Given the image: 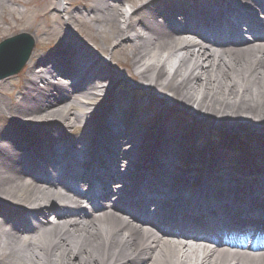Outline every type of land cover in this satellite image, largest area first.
<instances>
[{"label":"bare ground","instance_id":"6f19581e","mask_svg":"<svg viewBox=\"0 0 264 264\" xmlns=\"http://www.w3.org/2000/svg\"><path fill=\"white\" fill-rule=\"evenodd\" d=\"M21 1L28 8L19 9ZM30 3L0 0L1 42L29 32H12L20 26L48 37L49 19L60 17L52 16L51 8L67 16L59 19L63 32L48 38L42 53L33 52L19 89L10 88L6 98V81L0 80V264H264V258L247 262L245 257L161 246L118 221L119 214L126 213L145 225L162 224L172 237L182 234L198 241L216 239L213 231L218 227L245 226L248 233L264 229V218L252 210L236 211L237 198L232 202L226 187H214L232 184V176L217 175L230 171L234 181L240 179L234 192H245L244 203L264 210V199L254 196L264 194V0H70V7L62 0H38L34 8ZM230 3L232 12L225 8ZM200 17L209 25L193 21ZM241 21L246 26L240 30L236 26ZM76 24L85 36L75 35ZM220 28L231 34L226 36ZM189 33L211 41L194 48L184 38ZM247 33L259 40L243 44ZM101 37L107 45L99 43ZM65 80L74 81L66 85ZM136 88L145 90V96ZM153 101L159 106L157 120L147 108ZM146 122L151 126L144 127ZM46 124L59 125V134L27 137ZM216 130L221 131L220 139ZM209 133L210 141L204 138ZM78 139L87 143L81 147ZM114 147V154L128 162L127 170H119V182L106 186L90 174L89 182L77 181L102 168L104 164H94ZM42 148L49 161L41 164L39 169H45L39 176L52 183L40 184L35 176L39 169L31 166L40 164L34 151ZM133 167L139 171H131ZM154 167L157 172L150 174ZM180 170L187 179L165 178ZM109 172L104 179L113 177ZM85 186L84 194L80 188ZM94 186L112 204L91 219L77 209L50 229L36 218L47 213L40 206L56 195L79 205L84 195L95 200ZM164 187L165 198L178 205L163 206L157 192ZM190 188L198 191L190 193ZM150 199L157 200L153 207L161 206L166 219L148 214ZM206 200L227 218H211L210 211L208 216L211 206L204 208ZM197 209L206 219L194 217ZM182 218L188 219L185 224ZM193 221H206L208 230L168 227L190 226Z\"/></svg>","mask_w":264,"mask_h":264},{"label":"rangeland","instance_id":"374dc122","mask_svg":"<svg viewBox=\"0 0 264 264\" xmlns=\"http://www.w3.org/2000/svg\"><path fill=\"white\" fill-rule=\"evenodd\" d=\"M63 2H64V4H65V6L66 7H70V0H62ZM31 2L32 3H30V7L31 8H34V4H36V3H38V0H31ZM17 7L19 8V9H25L26 7L28 8V6L27 5H25L24 3H22V1H21V3H18V5H17ZM49 13H51V15L52 16H54L55 14H57V15H60V17L57 19V18H54V19H49V22H48V28H49V36L47 37L46 36V34H44V38L42 37V35H38V34H36V33H38L34 28L33 29H31V28H29V27H27V26H20V27H17L15 30H13L12 32H20V31H23V30H28L30 33H32V35H33V38H34V42H35V44H34V48H33V51L34 50H36V52H43L44 50H45V48L47 47V45L45 46V42L46 41H48V38H49V41L50 40H52L53 39V36L55 35L56 36V38L58 37V34H60V33H62L63 32V29H62V27L60 26V22H62V20L60 21L59 19H63V16H67V14H62L61 15V13L60 12H58V10H56V9H53V8H51L50 10H49ZM60 21V22H59ZM27 28V29H26ZM12 32H10V33H12ZM74 33H75V35H79V34H85L86 32L84 31V29L81 27V26H79L78 24H76V27L74 28ZM85 36V35H84ZM37 37V40H38V42L37 41H35L36 38ZM55 38V39H56ZM89 40H92L93 41V39H90V38H88ZM48 41V42H49ZM99 43L101 44V45H107L108 43H107V41L105 40V39H103L102 37L101 38H99ZM54 45V44H53ZM33 53V52H32ZM27 71H28V67H24L18 74H16V75H13V76H11V78L13 79H11L10 81H9V79H10V77H9V79L8 78H6V88H5V90L8 92L9 91V89L11 88H13V89H19L20 88V86L22 85V83H23V81H24V78H25V75L27 74ZM132 84V83H131ZM134 86V85H133ZM136 87V86H135ZM136 91H138L139 93H141L142 95H144L145 96V94H146V91L145 90H143V89H139V88H136ZM147 106L148 107H158V102H156V101H153L152 103H150V104H147ZM157 109V108H156ZM186 114V113H185ZM191 120V119H190ZM221 131H219V130H217L216 131V133H220Z\"/></svg>","mask_w":264,"mask_h":264}]
</instances>
